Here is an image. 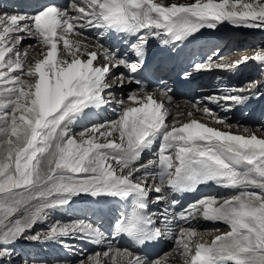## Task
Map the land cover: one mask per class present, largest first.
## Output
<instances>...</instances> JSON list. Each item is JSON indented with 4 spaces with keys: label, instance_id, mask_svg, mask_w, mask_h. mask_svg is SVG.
<instances>
[{
    "label": "snow or ice",
    "instance_id": "6c2138e0",
    "mask_svg": "<svg viewBox=\"0 0 264 264\" xmlns=\"http://www.w3.org/2000/svg\"><path fill=\"white\" fill-rule=\"evenodd\" d=\"M225 22L264 29V0H72L68 7L49 3L34 13L0 10V264H10L20 239L59 242L70 236L109 245L79 264H117L116 257L126 264H160V258L150 260L116 247L112 240L126 236L144 245L171 232L175 221L197 217L223 222L229 230L210 243L192 245L196 231L178 226L175 251L185 257V264H264V135L247 128V135L236 134L197 119L179 126L175 119L166 122L172 114L165 103L173 99L169 89L149 92L139 87L126 99H117L114 90L128 83L142 85L139 74L150 40L175 46ZM92 30L98 35H88ZM105 34L122 37L134 58L106 46ZM25 39L36 44L22 47ZM251 59L264 65V50ZM211 61L209 57L208 63L194 67H233ZM120 68L126 72H114ZM259 88L264 83L251 81L232 90L249 95L205 99L224 102L230 109L259 95ZM113 102L121 109L117 120L73 132L89 112ZM203 111L213 115L210 109ZM215 122L231 127L224 119ZM157 141L155 158L144 162L143 154ZM149 178L176 194L195 192L208 183L235 194L202 197L179 212L180 201L173 199L157 216L150 205L167 196L161 186L149 185ZM152 192L158 194L154 200L149 199ZM80 195L124 203L111 238L83 220L56 221L47 230L32 232L36 224L48 221L52 210Z\"/></svg>",
    "mask_w": 264,
    "mask_h": 264
},
{
    "label": "bare ground",
    "instance_id": "6f19581e",
    "mask_svg": "<svg viewBox=\"0 0 264 264\" xmlns=\"http://www.w3.org/2000/svg\"><path fill=\"white\" fill-rule=\"evenodd\" d=\"M163 2L165 3V4H171V3H191V2H194V0H163ZM218 32L220 33V34H222L223 33V31H224V29H227V28H231V29H235V30H238V31H242V30H244V31H248V30H245V29H241L242 27H236V26H233V25H231V24H229V23H227V22H225V23H222V24H219L218 26ZM255 29H258V32H261V34H263L264 35V29H260V28H255ZM239 32V33H240ZM88 35H90L89 33H88ZM90 36H93V37H95V36H97V35H95L94 33L93 34H91ZM103 43H105V45L106 46H108L109 47V45L106 43V42H104V41H102ZM224 42H226V40H224V41H217V42H215L214 44H218V46H217V50L218 51H220V50H222L223 52H225L226 50L228 51V50H235L234 52H232V53H234V54H236L237 56H235V55H231L230 57H233V58H231L232 60H238V59H240V58H242V57H245L246 55L244 54L245 53V49H239V48H235V47H233V46H229L228 44H224ZM223 43V44H222ZM29 44H36V41L35 40H33V39H25V43L22 45V47H26L27 45H29ZM222 44V45H221ZM239 46V45H238ZM36 51L38 52L39 51V48H37L36 49ZM246 52H249V51H246ZM254 55V53L253 52H249V56L248 57H250V59H248V60H251V57ZM247 60V61H248ZM242 63V62H241ZM234 64H236V61L234 62ZM247 63L245 62V65H246ZM253 64H254V68H253V71H255L256 69V67L258 66V65H260V63L258 62V61H255V60H253ZM114 72L115 73H119V72H124V69L123 68H120V69H116V70H114ZM130 85L132 86V83H130ZM128 86H127V84H125V86L122 88V89H119V88H117V89H114L115 90V92H116V96H117V99H121V98H124V99H126L127 98V95L130 93V92H136V91H134V89H135V87L133 88V90H129L128 88H127ZM165 103H166V107H168L169 109H170V111H171V115H169V118H168V120H167V122H171V121H173V119H175L178 123H177V126H179L180 124H182V123H186V122H188V121H190L191 119H197V120H199V121H201V122H204V123H206V124H209L210 126H212V127H216V128H220L221 130H224V131H231V132H233V133H236V134H245V135H247L248 133H245L243 130L246 128V127H241V126H238V125H231V127L229 128V127H226L225 125H222V124H217L216 122H215V119H214V117H216V118H221V119H229L228 117L227 118H224L223 116H221L220 115V113H219V111H220V109H221V106H220V104L222 103H220V104H217L216 105V103L214 104V106H209L210 108L212 107V109H215V110H217L216 112H215V115H212V116H209V115H207V114H205L204 113V111H203V109H205V108H207V109H209L207 106H205V107H200V106H195V107H192V106H190V105H188V104H185L184 102H179V103H174V102H171V103H168L167 101H165ZM117 107L119 108V110H116L117 109ZM115 109V110H114ZM98 113H110V112H112V111H115V113H117V115L115 116V117H113L112 118V120L111 121H114V120H117L118 119V117H119V113H120V111H121V109H120V106L118 105V104H116L115 102H113L112 104H110V105H108L107 107H105V108H101V109H99V110H96ZM189 112H191L192 113V115L191 116H189L188 115V113ZM212 113H213V111H211ZM214 114V113H213ZM91 115V112H89V114H88V116H90ZM87 116V117H88ZM86 117V118H87ZM86 118H84L82 121H80V122H78L76 125H74L73 126V132H74V130H79V131H82V130H84L85 128H87V127H91L92 125H99V124H103V121H100V120H96V119H94V118H90V119H88V120H85ZM91 120H95V121H99V122H95L94 124H92V125H89V126H87V127H83V125L84 124H87L89 121H91ZM227 125H230V124H227ZM247 129H249V128H247ZM251 132H254V133H256V134H258V135H264V130H254V129H249ZM97 135H99V134H97ZM112 138H115V139H118V134H114V136L112 137ZM100 140L101 141H103L104 140V137H100ZM157 146H158V143L156 142L155 144H154V146H153V149H152V151H150V152H145L144 153V156L143 157H145V159L143 160L144 162H147L148 160H150V159H153V158H155V154H156V152L158 151V148H157ZM137 175H139V174H137ZM150 180V179H149ZM101 198H111V197H106V196H104V197H91V196H89V195H80V196H78V197H74L73 198V200L70 202V204L68 205V206H65L67 209H69L70 211H72V210H74V208H75V204H78V206H80L81 208L82 207H87L88 206V204L93 200V201H98V199H101ZM111 201L113 200V198H111L110 199ZM59 209H62V208H57V209H54V210H52L51 212H50V214H49V217H51L52 219L54 218V219H58V217H57V213H58V210ZM70 216H72V215H70ZM199 219H200V217H199ZM63 220V219H62ZM63 223V222H62ZM64 223H66V222H64ZM69 223H71V221L69 220ZM211 223H213V222H210V221H206V220H204V219H201L200 220V225H199V227H200V229H204V228H206V230H211V231H213V232H215V231H219L220 229H221V227H219V228H210L211 226H213V225H211ZM217 224H221V222H217ZM208 226V227H202V226ZM35 226H37V224L35 225ZM34 226V227H35ZM221 232L222 233H224L225 231L222 229L221 230ZM207 236H202V241L201 242H199V240H197V239H195L194 237H192L191 238V241H192V245H195L196 243H202V242H204V241H208L209 240V238H211L212 237V235H211V233H207L206 234ZM216 235H219V234H215V236ZM64 241H66V242H69V243H71V244H73V246H77V249L79 248V247H81V245H83V244H85V243H87L88 241L87 240H82V239H80L78 236H70V237H64V238H62ZM212 239H213V237H212ZM34 241H31V243H33ZM53 242V241H52ZM35 243V242H34ZM37 243H40L39 241H37L36 242V246H37ZM40 245V244H39ZM192 245H190V246H192ZM109 246V245H108ZM105 251V250H104ZM104 251H95L94 253H96V252H100V253H103ZM76 252V251H72V252H68V254H70L71 256L69 257V259L71 260V261H76L77 262V257H76V255H74V253ZM61 255L63 256L64 254L63 253H61ZM86 255H87V252H86ZM69 255H67V257H68ZM61 257V256H60ZM170 257H171V262L169 263V264H185V257L184 256H182V255H180V254H176V255H170ZM101 259L103 260L104 259V257L103 256H101ZM116 261H117V264H126V261L122 258V257H116ZM70 263V262H69ZM110 263V262H109ZM67 264V263H66ZM77 264V263H76ZM79 264V263H78ZM163 264V263H162ZM164 264H166V263H164Z\"/></svg>",
    "mask_w": 264,
    "mask_h": 264
},
{
    "label": "rangeland",
    "instance_id": "374dc122",
    "mask_svg": "<svg viewBox=\"0 0 264 264\" xmlns=\"http://www.w3.org/2000/svg\"><path fill=\"white\" fill-rule=\"evenodd\" d=\"M241 29H245V30H248V31H244V30H242L241 32H240V34H242L241 36H239V38L237 39V40H239V42H237L236 43V40H234V41H226V42H224V44L226 43V44H228L229 46H233V47H235L236 49L237 48H243V49H245V57H248L249 56V52H253L254 54L257 52V51H259V50H264V35L263 34H261V32H258V29H255V28H250V27H242ZM250 34H253V35H250ZM24 43H25V41H24ZM223 44V43H222ZM221 44V45H222ZM235 44H236V46H235ZM218 45V44H217ZM239 45V46H238ZM220 51H222V50H220ZM235 50H226L225 51V54L226 53H229V52H234ZM246 51H249V52H246ZM237 54V53H236ZM236 54H234V53H231L230 55H228V56H231V55H235V56H237ZM227 57V56H226ZM230 58H233V57H230ZM243 58L244 57H242V58H240V59H238V60H235L236 62L237 61H242L243 60ZM250 58V57H249ZM232 61H234V60H232ZM234 61V62H235ZM234 62L232 63L231 62V60L230 59H228V61L227 62H224V63H227V64H234ZM257 68V67H256ZM255 68V69H256ZM261 70L262 69H260L259 70V74H260V72H261ZM251 81H258V80H256L255 78H252L251 79ZM127 88L129 89L130 88V90H133V86H131L130 85V83H128L127 84ZM195 107V106H194ZM198 107V106H197ZM225 118V117H224ZM85 127H87V126H85ZM84 127V128H85ZM264 130V129H262V128H258V129H254V130ZM80 131L79 130H74V133H79ZM54 221H56V219H52L51 217H49V219H48V221H46V222H44V223H38L37 224V228L35 229V230H33L35 227H33V233H35V232H40V231H42V230H47V228L49 227V225L50 224H52V223H54ZM59 221V220H58ZM59 222H61L62 223V221H59ZM64 223V222H63ZM40 243H37V246L39 245ZM14 248H15V253H14V255L11 257V261H10V264H25V260H23V259H25V258H23V256L22 255H20L19 256V253H20V251H19V248H17V246H14ZM21 256H22V258H21ZM60 256L62 257V255L60 254ZM68 261L70 262H67V261H64V263H62V262H57V263H55V264H76L77 262L76 261H70V259H69V257H68ZM27 264H30V263H28L27 262ZM39 264H44V263H39ZM48 264V263H47ZM78 264V263H77ZM110 264V263H109Z\"/></svg>",
    "mask_w": 264,
    "mask_h": 264
}]
</instances>
